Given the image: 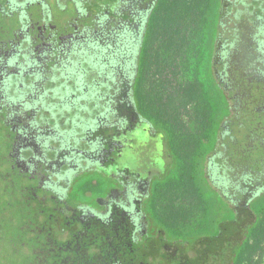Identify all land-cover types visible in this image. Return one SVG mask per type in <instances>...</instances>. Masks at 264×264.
Instances as JSON below:
<instances>
[{"label": "flooded vegetation", "instance_id": "1", "mask_svg": "<svg viewBox=\"0 0 264 264\" xmlns=\"http://www.w3.org/2000/svg\"><path fill=\"white\" fill-rule=\"evenodd\" d=\"M85 173L108 181L97 203L69 199ZM245 242L264 258V0H0L12 263L235 264Z\"/></svg>", "mask_w": 264, "mask_h": 264}, {"label": "rangeland", "instance_id": "2", "mask_svg": "<svg viewBox=\"0 0 264 264\" xmlns=\"http://www.w3.org/2000/svg\"><path fill=\"white\" fill-rule=\"evenodd\" d=\"M195 44H197V43L194 42V41L193 42L192 41L188 42L186 58H184L185 54L182 52V55L181 56L180 55L177 56L175 58V60H174V62H175L174 65L177 68L176 75H172V77L175 78V80H174V83H176L175 85H177L179 83H182V82L185 83V80H186L185 79V77H186L185 71H186L187 68H184V67L186 65H191V63L193 61V52L192 51L195 48ZM159 47H160L159 51H160V53H162V57H161V60H160L159 64L157 66H154V68L152 69V73L150 74V76L148 77V79L146 81V88L147 89L151 88L150 86H151L153 80L158 79L159 81H162L164 79V77H166V75H168L167 74V70H165L166 66L168 65V62L165 61L166 52L164 50V44L161 43V46H159ZM180 69H183L182 73H181ZM156 93L159 94L162 97L163 88H161V89L159 88L158 90H156ZM178 98H179L178 95H176L174 97V99H173L174 103H176L178 101ZM96 180H97V182H95ZM105 183H106V186H107L108 181L106 182L105 178L101 177L99 174L85 173L81 177H78L74 181V183L72 184V186L70 188V191H68L69 199H71L73 202H76V203H89V204H92L93 202L97 203L96 202L97 199L101 198L103 196V194H104V190H105L104 188H106ZM202 184H203L202 181L198 182L197 185H199V190L202 193H204L205 195H211V192H210L211 190H209V189L206 190L205 185H202ZM202 187L205 188V191L202 189ZM206 191H208V192L206 193ZM198 201L200 202V205H202V207L198 206V208H197L198 210H200V209L203 208V204H202L203 201H202L201 197H200V199H198ZM206 211L203 212L202 213L203 216L199 217V218L202 219L204 217L209 222H211L213 220V218H214V215L212 216L213 211L209 208V206H208V209L206 208ZM205 213H206V215L209 214V216L205 217ZM210 213H212V214L210 215ZM197 214L198 213L195 212L193 214V216H192L193 218H195V221L199 220V219H196ZM224 216L225 217H229L230 215L226 214ZM215 221H216V219H214V221L212 223L208 224V228H207L208 231L212 228V226L214 225ZM198 222H201V221H198ZM10 257L11 256H9V254L7 253V249L6 248L3 249V250L0 249V264H16V263H12L11 262V258Z\"/></svg>", "mask_w": 264, "mask_h": 264}, {"label": "trees", "instance_id": "3", "mask_svg": "<svg viewBox=\"0 0 264 264\" xmlns=\"http://www.w3.org/2000/svg\"><path fill=\"white\" fill-rule=\"evenodd\" d=\"M190 96L192 98H194L196 96V94L194 92H190ZM249 235L253 236H257L256 234H253V233H249ZM248 235V236H249ZM258 243V242H257ZM255 245H250L248 246L247 243L245 242L243 244V246L241 247L240 249V252L237 256V259H236V263L235 264H242V261H247V262H250L251 261V257L254 253V251L256 250V247L254 248ZM247 252V254H245Z\"/></svg>", "mask_w": 264, "mask_h": 264}, {"label": "built area", "instance_id": "4", "mask_svg": "<svg viewBox=\"0 0 264 264\" xmlns=\"http://www.w3.org/2000/svg\"><path fill=\"white\" fill-rule=\"evenodd\" d=\"M151 89H153L155 92L156 90H158L159 88H163V83L161 81H159L158 79H155L152 81V84H151ZM145 88H146V85H145ZM146 90H149L146 88ZM164 90V89H163ZM264 259L260 256H257L256 255L251 259L250 262H243L242 264H264Z\"/></svg>", "mask_w": 264, "mask_h": 264}]
</instances>
